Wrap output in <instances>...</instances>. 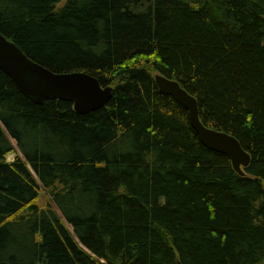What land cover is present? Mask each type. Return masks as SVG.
Segmentation results:
<instances>
[{
    "label": "trees",
    "instance_id": "trees-1",
    "mask_svg": "<svg viewBox=\"0 0 264 264\" xmlns=\"http://www.w3.org/2000/svg\"><path fill=\"white\" fill-rule=\"evenodd\" d=\"M60 1L0 0V32L112 96L37 104L0 69V264H264V0ZM152 71L249 152L243 174Z\"/></svg>",
    "mask_w": 264,
    "mask_h": 264
},
{
    "label": "water",
    "instance_id": "water-1",
    "mask_svg": "<svg viewBox=\"0 0 264 264\" xmlns=\"http://www.w3.org/2000/svg\"><path fill=\"white\" fill-rule=\"evenodd\" d=\"M0 69L8 75L19 90L37 104L48 99L69 101L80 114L104 106L112 96L113 87L101 85L97 78L85 71L55 72L28 57L22 49L0 32ZM158 89L171 95L183 106L199 141L207 148L228 156L233 168L243 174L250 154L230 133L204 124L198 115L196 98L180 82L161 73H155ZM104 264V260H101Z\"/></svg>",
    "mask_w": 264,
    "mask_h": 264
},
{
    "label": "rangeland",
    "instance_id": "rangeland-1",
    "mask_svg": "<svg viewBox=\"0 0 264 264\" xmlns=\"http://www.w3.org/2000/svg\"><path fill=\"white\" fill-rule=\"evenodd\" d=\"M65 0H61L59 2V5H61ZM57 4V6H59ZM153 72V71H152ZM153 75L155 74V72L152 73ZM12 139V138H10ZM13 144L15 145L14 141L12 140ZM17 150V149H16ZM18 151V150H17ZM19 153V152H18ZM15 156V153L14 152H10L8 154H6L5 158H6V161H11L13 159V157ZM48 198V195H47V192L44 191L43 189L40 190L39 192V197L37 198V203L39 204H43L45 202V200Z\"/></svg>",
    "mask_w": 264,
    "mask_h": 264
},
{
    "label": "bare ground",
    "instance_id": "bare-ground-1",
    "mask_svg": "<svg viewBox=\"0 0 264 264\" xmlns=\"http://www.w3.org/2000/svg\"><path fill=\"white\" fill-rule=\"evenodd\" d=\"M154 77V76H153ZM196 103H197V101H196Z\"/></svg>",
    "mask_w": 264,
    "mask_h": 264
}]
</instances>
